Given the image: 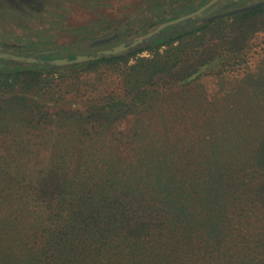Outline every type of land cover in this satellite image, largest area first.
Wrapping results in <instances>:
<instances>
[{
  "label": "rangeland",
  "instance_id": "rangeland-1",
  "mask_svg": "<svg viewBox=\"0 0 264 264\" xmlns=\"http://www.w3.org/2000/svg\"><path fill=\"white\" fill-rule=\"evenodd\" d=\"M243 8L263 12L218 17ZM17 70L41 72L42 84L0 87L2 185L41 175L56 148L74 163L78 148L100 162L108 196L133 199V216L155 222L179 204L187 217L175 226L196 230L193 245L218 213L240 235L261 230L264 0H0V74Z\"/></svg>",
  "mask_w": 264,
  "mask_h": 264
},
{
  "label": "trees",
  "instance_id": "trees-1",
  "mask_svg": "<svg viewBox=\"0 0 264 264\" xmlns=\"http://www.w3.org/2000/svg\"><path fill=\"white\" fill-rule=\"evenodd\" d=\"M262 12L254 9L238 16L249 21ZM117 57L108 55L101 60ZM0 78L6 81L0 87L19 88L24 93L32 94L42 84L38 71L17 70L1 73ZM8 100L34 106L23 95ZM66 154L65 149H54L39 176L21 182L12 177L5 185L0 181V264H193L197 258L203 262L217 258V264H264V225L256 235L254 231L252 236L240 235L238 230L225 228L218 213L206 221L210 225L197 231L205 244L193 245L196 230L187 221L175 226L187 217L179 204L155 222L147 214L133 216V199L116 188V196H108L104 183L108 186L109 181L94 177L102 166L91 153L85 156L77 148L74 163L65 160ZM85 157L83 168H73ZM256 157L257 167L264 170V144ZM259 185L264 189V177ZM258 199L264 218V195ZM8 202L11 211L1 214Z\"/></svg>",
  "mask_w": 264,
  "mask_h": 264
},
{
  "label": "water",
  "instance_id": "water-1",
  "mask_svg": "<svg viewBox=\"0 0 264 264\" xmlns=\"http://www.w3.org/2000/svg\"><path fill=\"white\" fill-rule=\"evenodd\" d=\"M251 8H243V9H238V10H234V11H231V12H228L226 14H223V15H220L218 17H223V16H230V15H234V14H239L241 12H245L247 10H249ZM216 18V17H214ZM116 36H111V37H108V38H104V39H101V40H98V41H95L94 44H103V43H107L109 41H112L113 39H115ZM126 46L125 45H121V46H118V47H115L111 50H108V51H105V54L106 55H116L124 50H126ZM92 59V57H88V56H79L77 57L74 61L75 62H80V61H87V60H90ZM73 61H67L66 59L65 60H56V64L58 65H61V64H67V63H71Z\"/></svg>",
  "mask_w": 264,
  "mask_h": 264
}]
</instances>
